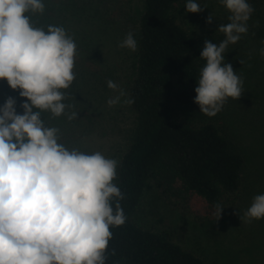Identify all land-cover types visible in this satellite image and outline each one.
<instances>
[{
  "label": "clouds",
  "instance_id": "1",
  "mask_svg": "<svg viewBox=\"0 0 264 264\" xmlns=\"http://www.w3.org/2000/svg\"><path fill=\"white\" fill-rule=\"evenodd\" d=\"M229 13L217 44L205 40V61L193 102L212 117L226 101L238 100L243 80L225 62L230 45L248 32L254 8L249 0H218ZM187 13L203 11L198 0H185ZM45 12V0H0V80L26 98L0 104V264H106L112 229L127 221L125 199L115 182L120 161L101 151L68 147L61 130L45 119H77L66 103L77 77L76 40L62 25L36 26L32 16ZM213 15L206 17L212 24ZM119 47L135 52L136 34L126 33ZM264 57V47L260 50ZM243 63V61H240ZM112 108L134 100L112 81ZM220 218L223 205L216 204ZM240 220L264 219V193L255 195Z\"/></svg>",
  "mask_w": 264,
  "mask_h": 264
},
{
  "label": "trees",
  "instance_id": "2",
  "mask_svg": "<svg viewBox=\"0 0 264 264\" xmlns=\"http://www.w3.org/2000/svg\"><path fill=\"white\" fill-rule=\"evenodd\" d=\"M141 1L135 33L138 48L133 55V75L127 93L134 100L130 105L133 125L115 181L125 196L121 203L127 221L112 229L106 264H206L174 240L175 234L181 235V227L158 232L140 227L134 215L141 199L156 189L167 200L175 199L182 214L208 216L220 230L247 231L254 242L264 239V219L245 222L239 214L250 206L256 186L264 193V164H259L258 177L249 174L253 172L249 157L227 130L224 116L217 113L209 117L193 102L196 81L205 63L199 57L200 51L205 40L218 44L223 34L215 27L209 36L193 34L187 19H200V15L187 13L184 0ZM251 1L254 12L248 21V32L229 46L225 62L231 63L240 77L245 75L244 80L254 78L256 91L264 94V57L259 52L264 47V10ZM79 3L80 0H45V12L33 15L32 20L36 26L62 25L76 40V11L82 9ZM228 15L227 10L218 14L219 25L228 22ZM76 42L81 45L79 40ZM77 62V77L67 90L65 101L72 105L71 111L77 112V119L69 121L63 116L50 118L44 114L51 126L60 128L61 139L82 134L80 129L90 119L85 106L91 105L90 86L98 74L83 70L81 63L85 64V60ZM9 96L17 99V112L22 113L19 104L26 98L19 97L18 91L0 80V104ZM260 124L264 130L262 116ZM260 134L264 139V131ZM216 204L225 207L219 219L215 215ZM247 248L241 247L235 253L248 258Z\"/></svg>",
  "mask_w": 264,
  "mask_h": 264
},
{
  "label": "rangeland",
  "instance_id": "3",
  "mask_svg": "<svg viewBox=\"0 0 264 264\" xmlns=\"http://www.w3.org/2000/svg\"><path fill=\"white\" fill-rule=\"evenodd\" d=\"M183 2L185 3V0ZM198 2L204 7L203 11L196 13L200 15V19L187 21L193 26V34L209 36L213 28L219 25L220 19H216L218 14L226 9L218 0ZM253 2L264 10V0H252L251 3L254 4ZM79 4L82 9L76 11L77 19L74 22L79 32L78 35L74 34V37L81 43L78 46L77 59L79 62L80 59L86 61L83 65L81 63L84 71L87 69L89 74L98 76H95L97 78L90 86L91 105L85 106L90 119L84 123L85 127L80 129L82 134L67 136L61 140L68 147L101 151L108 157L120 160L128 145L134 114L128 105L107 107L106 100L114 94L107 88V81L116 82L128 93L133 75L134 52L119 47V43L127 32L136 33L142 1L80 0ZM209 14L214 17L212 24L205 22ZM196 15L193 17H197ZM202 40L204 42V39ZM236 74L240 75L238 72ZM242 76L246 77L243 74ZM242 76L241 97L238 100L229 98L219 113L226 119L227 130L235 142L249 157V168L253 170L249 174L258 177L261 170L259 164H264V139L260 134L264 131L260 124V117L264 118V94L256 91L254 78L246 81ZM219 124L223 126V122L220 121ZM85 131L86 133H83ZM260 178L263 180L262 176ZM259 188L261 187L256 186L253 197L262 194ZM175 202L177 203L175 199L169 201L159 191L152 189L141 199L134 220L140 227L157 232L181 227L182 230L178 229L181 235L176 237L175 234L174 240L183 248L200 256L206 264H264L263 238L251 242L247 231L229 232L226 229H217L208 216L191 212L182 214ZM246 245L249 247L248 258L245 257L247 255L235 253Z\"/></svg>",
  "mask_w": 264,
  "mask_h": 264
}]
</instances>
